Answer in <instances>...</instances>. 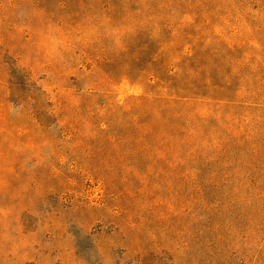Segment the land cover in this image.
Segmentation results:
<instances>
[{"label":"rangeland","instance_id":"1","mask_svg":"<svg viewBox=\"0 0 264 264\" xmlns=\"http://www.w3.org/2000/svg\"><path fill=\"white\" fill-rule=\"evenodd\" d=\"M0 264H264V0H0Z\"/></svg>","mask_w":264,"mask_h":264},{"label":"trees","instance_id":"2","mask_svg":"<svg viewBox=\"0 0 264 264\" xmlns=\"http://www.w3.org/2000/svg\"><path fill=\"white\" fill-rule=\"evenodd\" d=\"M177 44L178 41H170L171 54L167 55V59L158 52L156 55L144 56V52L141 50L131 52L129 57V61L136 65V76L143 77L144 86H146V95L136 98L140 99L136 102L137 106L148 100L165 105L163 108L159 107L146 111V115L133 120L136 122L135 127H140L142 132H146L159 141H166L170 136V115L167 107L170 106L172 99L193 101L202 95L199 89H192L184 83L178 84V79H180L183 71V62L188 57L181 52V49H177ZM170 60L173 63H169ZM131 122V120L128 121V124ZM147 122H154L156 127L151 125V128H145L144 125Z\"/></svg>","mask_w":264,"mask_h":264}]
</instances>
